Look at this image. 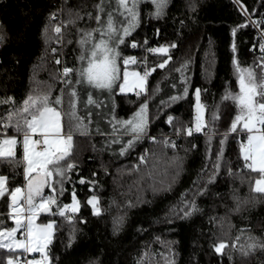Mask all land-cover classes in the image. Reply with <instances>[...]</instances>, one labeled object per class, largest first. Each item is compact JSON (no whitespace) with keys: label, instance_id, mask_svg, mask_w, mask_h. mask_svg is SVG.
Here are the masks:
<instances>
[{"label":"trees","instance_id":"1","mask_svg":"<svg viewBox=\"0 0 264 264\" xmlns=\"http://www.w3.org/2000/svg\"><path fill=\"white\" fill-rule=\"evenodd\" d=\"M99 1L0 0V137L24 133L29 96L54 104L62 95L63 69L75 66L79 30L95 25ZM153 10L140 4L138 25L119 46L121 70L147 71V93L114 95L118 117L147 106L144 133L133 140L128 128L123 141L133 142L124 155L111 122L75 136L66 186L40 216L54 223L49 262L264 264V192L255 189L264 174L241 155L247 133L242 121L232 129L239 109L231 98L240 92L238 67L264 81V0H167L161 16ZM161 46L167 51H151ZM0 174L7 178L1 218L12 189L24 185L21 136L13 156L0 158ZM74 195L79 209L61 214ZM18 255L0 247V264Z\"/></svg>","mask_w":264,"mask_h":264},{"label":"snow or ice","instance_id":"2","mask_svg":"<svg viewBox=\"0 0 264 264\" xmlns=\"http://www.w3.org/2000/svg\"><path fill=\"white\" fill-rule=\"evenodd\" d=\"M153 4L156 6V13L160 14L166 5L167 0H152ZM120 3L126 6V0H120ZM135 4L133 5V7ZM132 14L133 19L135 18V12L133 9H128ZM97 20L100 17L97 16ZM238 27H242L238 26ZM56 31L59 32L60 28L57 27ZM236 29H233V34H235ZM115 32L112 24L111 17H109L107 24V33L104 30L100 31V39L98 41H93V47L90 54L87 57V66L82 67L79 70L80 79L77 83L85 82L96 88H108L112 87L113 82L117 77V65L116 57L118 53L114 48L110 47L109 41L111 40V33ZM128 28L124 29V35H127ZM86 35H91L88 33ZM108 36L106 39L105 36ZM119 41L122 42L123 35L118 37ZM85 41H81L83 44ZM174 46V45H173ZM135 47V43H133ZM151 51L166 52L167 48L161 46L158 49H152ZM233 51H235V45H233ZM261 51H264V43L261 44ZM81 59H84L82 56ZM130 59L126 58L124 63L128 64ZM59 63V61H57ZM167 63V61H164ZM234 64L236 61L234 60ZM164 65L161 64L160 67ZM238 67V65H237ZM73 69L64 68L63 72L65 75L72 72ZM238 84L240 92L233 95L231 98L236 102L239 109V114L232 121V129L237 127V123L242 121L243 127L250 133L246 144H241L240 152L243 155L246 165L249 168H258L261 173H264V91H258V87H264V81H261L260 85L254 82L253 74L248 69L240 70ZM247 73V79L244 73ZM145 72V76L147 75ZM132 76L138 78V83L140 87L144 86L143 78H139L138 73H132ZM129 73L127 69L124 72V84H121L120 90L123 92L126 90L125 85L128 83ZM199 90H197V94ZM139 94V93H138ZM72 95L75 96V90H73ZM260 99H257V98ZM225 98H228L226 96ZM57 103H60V97H57ZM89 102H91V97H89ZM48 97H32L29 96L28 99L24 101V106L21 109V115H23V125H24V136H23V149H24V160L26 161V167L24 169V175L27 181L26 192L21 187H16L11 191V201L12 203L9 207L12 209L15 220L16 227L11 229H0V240H3L5 232H7V240L11 243L2 242L0 247L5 248H17L23 249L26 252H39L41 253L43 259L30 261L29 264H44L47 257L44 255L45 252V242L48 241L50 236V230L52 227V222L47 225H37L34 220L39 212L49 211V205L55 203V200L49 196L45 199L41 193L45 185L52 182L54 175L63 176L64 170L59 167L60 162L64 160L65 157L69 156L72 148V135L69 133L65 135L62 132V126L60 122V113L56 111L55 108L47 106ZM43 105V106H42ZM72 107H75L73 102ZM145 106H141L143 109ZM31 117L30 119L28 117ZM12 119V115L9 114V120ZM171 120V117H169ZM196 131L201 129V117L198 115L196 117ZM123 124L129 125L130 131L133 134V140L138 139L140 135L144 133L145 130V118L139 113L134 114L133 119L124 121ZM257 125H261V128H257ZM21 125L18 123L17 128L19 129ZM40 132L43 136V140H34L32 135ZM191 129L188 130L191 134ZM256 134H252V133ZM17 139L12 136L6 140H0V157H11L13 156L12 146L15 145ZM132 140H129L127 146H131ZM41 144V150L37 151L36 145ZM7 146V147H6ZM126 146V147H127ZM124 149H121L123 152ZM141 161H144V157H141ZM250 161V163H248ZM67 167L71 169L72 164H68ZM6 177L0 176V195H3L7 191L5 182ZM258 191L264 192V179L257 180ZM23 197V201L26 202L27 207L25 208L22 203H18V199ZM39 200L38 203L35 201ZM96 198H90L89 203H92ZM68 205H65L67 208ZM94 211L98 212L99 209L93 205ZM72 210L75 211V202L72 206ZM61 214H63L64 209H61ZM27 213V214H25ZM186 215L188 213H185ZM17 229H23L22 235L25 239H14L13 234L17 232ZM35 245V247L33 246ZM224 244L221 243L216 247V251L219 252ZM7 264H15L12 257H8Z\"/></svg>","mask_w":264,"mask_h":264},{"label":"rangeland","instance_id":"3","mask_svg":"<svg viewBox=\"0 0 264 264\" xmlns=\"http://www.w3.org/2000/svg\"><path fill=\"white\" fill-rule=\"evenodd\" d=\"M149 1L153 4L152 0H126V6L120 3V0H100L97 5V16L100 17V20H97L96 16V23L92 27H84L79 30V36L77 40V47H76V53H75V66L69 67L70 69H73L72 72L68 73L65 77V87L62 95L60 96V103H57L55 101L54 104H47L48 107L55 108L57 112H59L60 115V122L62 126V132L67 135L71 134L72 139V146H73V140L76 135L80 133H85L91 131V129H97L100 125V123L107 121L112 123L113 130L115 129L116 135L112 136L113 142L119 147L120 151L119 153L124 155L126 153V148H128V144L124 143V136H126V132L128 131L129 125L123 124L124 121L133 119L134 114L139 113L144 118L146 116L147 119V106L143 109L141 107L138 108L136 113L133 114V116H129L127 119L123 117H118L115 114L114 110V95L116 92L118 93H124V94H138L147 93V75L145 76V72L142 71L140 68H128L125 67L123 70H121L120 62H119V46L121 44V41H119L118 37L123 35V39L129 35L131 32L134 31V29L137 27L139 22V6L142 2ZM135 6L133 7V5ZM154 5V4H153ZM133 9L135 12V18L133 19L132 14L128 11V9ZM165 9V6L163 10L160 12V14L156 13V6L154 5V10L152 12L153 16L159 17L163 14ZM109 17H111L113 27L115 29V32L111 33V40L109 41L110 47L114 48L115 51L118 53L116 57V65H117V77L115 81L112 84V87L110 89L108 88H96L94 86H91L85 82L77 83V80L80 79L79 76V70L82 69V67L87 66V57L90 54V51L93 47V41H98L100 37V31L104 30L107 33V24ZM128 28L127 35H124V29ZM88 33H91V35H86ZM105 38L107 39L108 36L106 35ZM85 41L83 44L81 41ZM123 41V40H122ZM84 57V59H81V57ZM125 61V59H124ZM123 61V64H125ZM125 69H127L129 73L128 77V83L125 85L126 90L121 91L120 86L121 84H124V72ZM132 73H138L139 78H143L144 86L140 87L138 83V78L132 76ZM75 90L76 95L73 96L72 92ZM89 97H91V102H89ZM73 102L75 103V107H72ZM144 106V105H143ZM204 114H205V108L203 104L200 102L199 94H196V105H195V118L199 115L201 117V127L204 125ZM132 117V118H131ZM195 123H197V120L195 119ZM243 126V124H242ZM262 126H258L257 128H261ZM244 128V127H243ZM247 136L244 144L247 143L249 132L245 128ZM252 134H256L255 132ZM12 136H15L17 139V142L15 145L12 146V151L14 154L15 148L19 142V138L21 136L22 138V146H23V136L22 134H4L0 137V140H6ZM32 138L34 140H43L42 134L38 131L37 133L32 135ZM121 144V145H120ZM127 146V147H126ZM7 147V146H6ZM42 145L38 144L36 145L37 151L41 150ZM121 149H124L123 152H121ZM72 150V148H71ZM71 152V151H70ZM7 157V156H5ZM0 157V158H5ZM23 157H24V149H23ZM68 156L64 158L63 161L60 162L59 167L64 170V175L57 176L54 175L52 178V182L48 185H45L41 195L47 199L49 196H51L55 202H56V196L57 194L64 189L66 186V182L69 178V172L71 169L67 167L68 164H72L68 159ZM24 169L26 167V161L24 160ZM250 163V161L248 162ZM255 171H259L258 168L253 169ZM260 172V171H259ZM264 174V173H262ZM4 176L5 175H1ZM264 179V176L258 178L257 180ZM256 180V181H257ZM255 181V189L259 187ZM26 178L24 175V185L23 189L26 192ZM6 186V182H5ZM1 197V195H0ZM23 198L21 200V203L26 208V202H22ZM36 203L39 202L38 198L35 201ZM75 202V207L77 211L79 209V200L74 195L73 201L71 203V208ZM20 203V202H19ZM54 204V203H53ZM53 204L49 205V211H42L39 212L34 220V223L37 225H47L49 222H52V227L50 230V236L47 242H45V252L44 255L47 257L44 264H50L49 257L47 255V248L52 240L53 232H54V223L52 220H40V216L48 214L52 211ZM64 209V207L62 208ZM61 212V211H60ZM27 214V213H25ZM14 213L12 209L10 208L9 215L6 217L0 218V227L2 226V229H11L16 227L15 220L13 219ZM1 229V228H0ZM24 231L23 229H17V232L13 234L14 239H25L26 237L19 236V232ZM7 242L11 243V241L7 240V232H5V236L3 240H0V243ZM35 247V245H33ZM5 248V247H4ZM10 250H17L19 251V255L17 257V260L15 261V264H29L30 261L34 260H41L43 259L41 253L39 252H26L23 249H17L15 247L13 248H7Z\"/></svg>","mask_w":264,"mask_h":264},{"label":"built area","instance_id":"4","mask_svg":"<svg viewBox=\"0 0 264 264\" xmlns=\"http://www.w3.org/2000/svg\"><path fill=\"white\" fill-rule=\"evenodd\" d=\"M56 33H57V31H56ZM260 34L262 35V33H260ZM262 36H263V35H262ZM134 63H135V59L131 60V64H134ZM258 126H260V125H258ZM167 141L170 142V141H171V137H168V138H167ZM21 188L23 189V186H21ZM22 198H23V197H20V198L18 199V203L21 202ZM72 211H73V210H72L71 206H68L67 208H64V213H68V212H72ZM22 232H23V231H21V232L19 233V236L24 237V235H22Z\"/></svg>","mask_w":264,"mask_h":264},{"label":"crops","instance_id":"5","mask_svg":"<svg viewBox=\"0 0 264 264\" xmlns=\"http://www.w3.org/2000/svg\"><path fill=\"white\" fill-rule=\"evenodd\" d=\"M22 202H23V201H22ZM11 203H12V201H11V197H10V204H11ZM20 203H21V202H20ZM20 232H21V231H20ZM20 232H19V233H20Z\"/></svg>","mask_w":264,"mask_h":264}]
</instances>
